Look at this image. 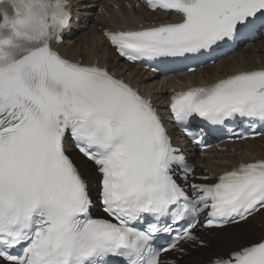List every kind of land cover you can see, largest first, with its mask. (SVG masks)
<instances>
[{"label":"snow or ice","instance_id":"snow-or-ice-1","mask_svg":"<svg viewBox=\"0 0 264 264\" xmlns=\"http://www.w3.org/2000/svg\"><path fill=\"white\" fill-rule=\"evenodd\" d=\"M146 4L180 19L106 31L129 61L187 59L264 26V0ZM70 23L69 0H0V264H176L165 254L189 243L206 250L199 264H264V228L250 223L264 211V159L190 183L149 99L98 61L60 54ZM169 111L185 131L195 117L264 126V67L175 92ZM70 147L100 173V214ZM205 212L202 227L238 230L229 244L195 234Z\"/></svg>","mask_w":264,"mask_h":264},{"label":"bare ground","instance_id":"bare-ground-1","mask_svg":"<svg viewBox=\"0 0 264 264\" xmlns=\"http://www.w3.org/2000/svg\"><path fill=\"white\" fill-rule=\"evenodd\" d=\"M73 1L77 2L80 15L89 14L91 16L92 13L94 12V9H93L94 5L88 6V5H85L84 3L81 4L80 2H82L83 0H73ZM122 11L126 15V22L133 23L135 25L138 23V21H142L143 19H156V18L163 19L164 18V16H162L160 13H148V12H145L144 10H133L131 16L128 15L129 13L124 7L122 8ZM113 18L117 26L121 24L118 21L116 15H113ZM97 25H101V23L97 22ZM94 42H95L94 39H88V41L84 43L81 42L82 46H84L87 43L89 49L92 50L91 52H88V53H86V51L85 52L78 51L79 45L78 43L75 44V42H70L68 45L62 46V50L67 55H69L70 57L74 59H78L79 57H84L87 61L89 60L91 61L92 60L91 54H95V55L100 54V57L103 60H106L109 51L106 48H104V50L102 51H98L97 47L99 46V44L96 45L95 47L93 45ZM247 49L248 48L246 47L245 50ZM241 57L244 58V62L248 63V65L257 66L259 65L258 62L264 64V41L259 42L258 44L254 45L250 50L242 52L239 55V57H236L235 59L231 61L228 60L224 63H221L219 66H215L213 68L207 69V72L209 74H212L216 71V68L221 69V68L232 66L233 64L237 63V61L240 60L239 58ZM123 66L122 68L125 70L126 67H123ZM129 69L133 70L132 68H129ZM133 71L136 72L137 77L128 78V79L134 83H139V84L144 83L145 84V82L148 79V77L145 76V73H141L138 70H133ZM150 82L153 83V80L150 79ZM158 88L159 87H154L153 91H155ZM243 148L246 149L247 152H243L246 150L241 149L244 155L230 158L232 162L237 163L240 158L242 159H249V158H254V157L264 158V138L249 141L248 145H245V144L243 145ZM77 157H78L79 163L81 164L83 169H85L86 172H88L91 175H96L94 167L89 162L85 161L80 156H77ZM250 223L256 229V231H259L260 229L264 228V211H261L258 215L254 216L251 219ZM258 223L261 224L262 227H259ZM236 231L238 230L234 226L227 228V231L225 232L227 235L226 238H222L221 236L216 235L213 239H209V242L214 247L226 246L227 244L231 242V237L233 233H235ZM205 252H206L205 249H199V250L192 252L191 255L188 257V260L185 262V264H199V262L204 258Z\"/></svg>","mask_w":264,"mask_h":264},{"label":"rangeland","instance_id":"rangeland-1","mask_svg":"<svg viewBox=\"0 0 264 264\" xmlns=\"http://www.w3.org/2000/svg\"><path fill=\"white\" fill-rule=\"evenodd\" d=\"M85 5H86V4H85ZM98 26H99V25H98ZM88 32H90V31H88ZM78 40H79V39H78ZM83 42H84V41H83ZM82 48H83L84 51H86V50H87V45H84Z\"/></svg>","mask_w":264,"mask_h":264}]
</instances>
